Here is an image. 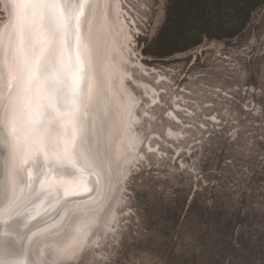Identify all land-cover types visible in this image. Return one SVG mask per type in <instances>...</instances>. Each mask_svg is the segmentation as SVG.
<instances>
[{"label": "rangeland", "instance_id": "rangeland-1", "mask_svg": "<svg viewBox=\"0 0 264 264\" xmlns=\"http://www.w3.org/2000/svg\"><path fill=\"white\" fill-rule=\"evenodd\" d=\"M121 6L131 71L158 98L128 81L140 156L111 227L62 264H264V4L238 35L164 56L150 50L167 0Z\"/></svg>", "mask_w": 264, "mask_h": 264}, {"label": "bare ground", "instance_id": "bare-ground-1", "mask_svg": "<svg viewBox=\"0 0 264 264\" xmlns=\"http://www.w3.org/2000/svg\"><path fill=\"white\" fill-rule=\"evenodd\" d=\"M121 1L92 0L98 5L93 30L101 86L98 92L94 86L85 133L77 138L75 154L40 153L25 165L22 179L14 180L0 148V237H7L0 239V259L7 253L10 260L23 264H62L76 259L91 237L111 227L143 142L137 110L146 104L142 92L137 96L128 81L132 79L153 103L158 98L157 93L154 100L151 86L136 80L131 71L133 65L143 67L129 59L130 34ZM4 5L0 0L4 13L0 31L7 17ZM76 182V191L84 182L90 192L62 199L57 188Z\"/></svg>", "mask_w": 264, "mask_h": 264}, {"label": "snow or ice", "instance_id": "snow-or-ice-1", "mask_svg": "<svg viewBox=\"0 0 264 264\" xmlns=\"http://www.w3.org/2000/svg\"><path fill=\"white\" fill-rule=\"evenodd\" d=\"M4 10L0 148L17 180L40 153L73 156L77 138L85 133L94 86L97 92L101 86L93 30L98 5L92 0H5ZM0 264L23 261L5 253Z\"/></svg>", "mask_w": 264, "mask_h": 264}, {"label": "trees", "instance_id": "trees-1", "mask_svg": "<svg viewBox=\"0 0 264 264\" xmlns=\"http://www.w3.org/2000/svg\"><path fill=\"white\" fill-rule=\"evenodd\" d=\"M263 4L264 0H167L165 19L150 53L171 54L196 45L205 37L232 38ZM223 9L229 11L228 19L221 18Z\"/></svg>", "mask_w": 264, "mask_h": 264}, {"label": "water", "instance_id": "water-1", "mask_svg": "<svg viewBox=\"0 0 264 264\" xmlns=\"http://www.w3.org/2000/svg\"><path fill=\"white\" fill-rule=\"evenodd\" d=\"M2 171H3V175H4V172L6 173L5 166H4V169H2ZM26 174L28 175L27 171H26ZM86 177L88 178V176H86ZM6 180H7V178H6ZM78 186H79V182H76V183H74V185H72V183H71V184L66 185V187H58L57 190L59 192V195L62 196V199H65V198H67L69 196H72V195L73 196H75V195H82L84 193L90 192V190H91L90 187L89 188H86V184H84V182H83V184L80 185V189L76 191L75 189H77ZM83 188H86V190L80 192L81 189H83ZM74 191H76V192H74ZM66 192H68L69 195H66L65 194ZM31 218L33 219L35 217H31ZM24 221H26V220H24ZM16 227H17L18 230H20V225L19 224H17ZM27 261H28V259H27ZM28 263L31 264L30 261H28Z\"/></svg>", "mask_w": 264, "mask_h": 264}, {"label": "flooded vegetation", "instance_id": "flooded-vegetation-1", "mask_svg": "<svg viewBox=\"0 0 264 264\" xmlns=\"http://www.w3.org/2000/svg\"><path fill=\"white\" fill-rule=\"evenodd\" d=\"M129 25H130V23H129Z\"/></svg>", "mask_w": 264, "mask_h": 264}]
</instances>
